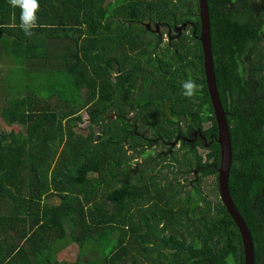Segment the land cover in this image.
Instances as JSON below:
<instances>
[{
    "label": "trees",
    "instance_id": "trees-1",
    "mask_svg": "<svg viewBox=\"0 0 264 264\" xmlns=\"http://www.w3.org/2000/svg\"><path fill=\"white\" fill-rule=\"evenodd\" d=\"M207 1L230 193L263 264L264 0ZM39 3L29 37L20 9L0 0V64L11 60L0 67V116L13 126H0V264H244L217 178L216 205L201 185L188 190L193 170L200 182L220 165L199 0ZM189 77L199 85L191 98L180 87ZM208 122L205 157L199 139L184 141L180 158L170 143ZM129 150L143 157L132 180ZM71 246L75 263L54 258Z\"/></svg>",
    "mask_w": 264,
    "mask_h": 264
},
{
    "label": "water",
    "instance_id": "water-1",
    "mask_svg": "<svg viewBox=\"0 0 264 264\" xmlns=\"http://www.w3.org/2000/svg\"><path fill=\"white\" fill-rule=\"evenodd\" d=\"M199 6L201 20L200 41L204 53V71L215 120L218 126L217 140L220 144V165L217 176L220 198L241 233L244 247V264H255V251L251 232L241 213L236 208L229 188L230 170L233 157L232 143L229 122L220 98L216 81L208 1L199 0Z\"/></svg>",
    "mask_w": 264,
    "mask_h": 264
},
{
    "label": "rangeland",
    "instance_id": "rangeland-1",
    "mask_svg": "<svg viewBox=\"0 0 264 264\" xmlns=\"http://www.w3.org/2000/svg\"><path fill=\"white\" fill-rule=\"evenodd\" d=\"M150 32V31H149ZM164 45V44H163ZM10 64H11V60L9 61V62H5V64H0L1 66V69L4 67L5 69H9L10 68ZM4 72H6V71H4ZM3 72V73H4ZM3 90H2V88L0 87V95H3V92H2ZM2 104V101L0 100V105ZM83 115H85V120H89V116L87 115V114H85V113H83ZM112 118H111V120L113 119L114 120V117H115V115H112L111 116ZM81 121V122H79V129H80V133H82V134H84V135H86V134H88L89 132H91V129L89 128V123L87 122V121ZM209 125H211V122H208V123H206V127H208ZM0 126H1V128L2 129H4L5 131H10L11 129H12V127L13 126H6L4 123H3V120H2V118H1V116H0ZM94 130H98V128L97 127H95L94 128ZM180 143L179 142H177L176 143V147H174V149L176 150H179V147H180V145H179ZM130 151V152H129ZM128 151V154L130 155L129 157L131 158V160H130V164H133L134 165V163L136 162V160H135V158L136 157H138L137 156V153H131V150H129ZM185 151H183V150H180L179 151V156H180V158H181V156L183 155V153H184ZM199 152L202 154V155H204V157H205V154L207 153V151L206 150H204V149H200L199 150ZM133 159V160H132ZM134 167V169H135V166H133ZM195 171H197V170H193V174H189L188 175V177H189V179L190 180H192L193 182L192 183H190V185H189V193H191V189H192V186H197L198 184L199 185H201L202 186V191L205 193V194H210L211 195V197H212V199H213V201H214V205H216V201H218L219 200V195H218V193L215 191V180L216 179H213V180H211V176H209V177H205V181H200V182H198V178L195 176ZM218 181V180H217ZM211 197H210V199H211ZM59 202V200L58 199H56V200H54V203L56 204V203H58ZM101 246H102V244L100 243V244H98L95 248H94V250L95 251H98V252H100L101 251ZM78 253V248L77 247H74V246H71V247H69V248H67L66 250H63V251H61L60 253H57V254H54V258L55 259H58V260H67L68 262H71V263H75V261H76V254Z\"/></svg>",
    "mask_w": 264,
    "mask_h": 264
},
{
    "label": "flooded vegetation",
    "instance_id": "flooded-vegetation-1",
    "mask_svg": "<svg viewBox=\"0 0 264 264\" xmlns=\"http://www.w3.org/2000/svg\"><path fill=\"white\" fill-rule=\"evenodd\" d=\"M261 7H262V9H261ZM259 9H261L260 11H259V9L257 10V11H255L256 13H257V15H260V13L261 12H264V5H262ZM147 27H148V29L150 30V31H155L156 33H160V30H161V26L159 25V24H156V23H149V24H147ZM176 29L177 30H179L180 31V28L179 27H176ZM167 36H168V34H167ZM162 45H163V43H161ZM85 120V119H84ZM86 121V120H85ZM206 129H208L207 127H205L204 129H197V130H192L191 132H189V133H186V134H184V135H182V134H180V133H178V135H177V137H176V140H175V142H171L170 143V145H171V147L172 148H174V147H176V143L177 142H179L180 144V147H179V150H177L176 149V151H178V153H179V151L180 150H182V145H183V142L184 141H186V142H196V141H198L199 139H201L202 140V142H203V144H204V146H206V149H204V150H206V151H208L207 149L209 148V143H208V138H207V136L204 134V130H206ZM212 142H210V144H211ZM165 147H169V146H167V145H165L164 143L163 144H160V148L158 149V153H161L160 155H165L164 153H169L170 152V150L169 149H165ZM198 149L200 150V149H203L202 147H198ZM131 153H134L133 151H131ZM208 153V152H207ZM206 153V154H207ZM205 154V155H206ZM126 159H127V162L130 164V160H131V158L129 157L130 155L128 154V153H126ZM142 158L143 157H136L135 158V160H136V162L134 163V165L133 164H130L131 165V167L129 168V170L131 171V173H132V176L130 177V179L132 180L135 176H137L139 173H140V167L141 166H139L138 164H142ZM133 160V159H132ZM158 161H162L161 159H159ZM164 161V160H163ZM167 162H169L170 163V160L169 161H167ZM205 162V161H204ZM164 165V162H161L159 165H158V162H156V163H154V165H153V168L155 167V169L158 171V170H160L161 169V167ZM133 166H135V169H134V167ZM128 167V166H127ZM195 170H197V169H195ZM196 173H195V176L198 178V181H199V175L201 174V172H198V170L197 171H195ZM211 176V180H213V179H216L217 178V176L216 175H210ZM209 177V176H208ZM193 189H194V186H192V189H191V193L192 192H194L193 191ZM264 264V263H263Z\"/></svg>",
    "mask_w": 264,
    "mask_h": 264
},
{
    "label": "clouds",
    "instance_id": "clouds-1",
    "mask_svg": "<svg viewBox=\"0 0 264 264\" xmlns=\"http://www.w3.org/2000/svg\"><path fill=\"white\" fill-rule=\"evenodd\" d=\"M9 4L14 9H20L19 28L26 36L31 37L38 22L39 0H9ZM180 87L182 95L187 98L195 96L199 89V85L191 77L184 80Z\"/></svg>",
    "mask_w": 264,
    "mask_h": 264
}]
</instances>
